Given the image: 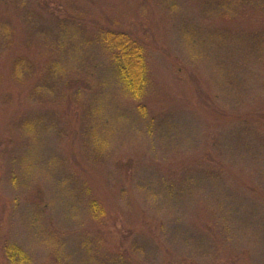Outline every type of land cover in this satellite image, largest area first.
<instances>
[{
    "label": "rangeland",
    "instance_id": "obj_1",
    "mask_svg": "<svg viewBox=\"0 0 264 264\" xmlns=\"http://www.w3.org/2000/svg\"><path fill=\"white\" fill-rule=\"evenodd\" d=\"M217 1L0 0L11 18L12 3L31 15L32 41L17 30L30 58H69L66 73L79 76L68 88L55 82L64 98L36 97L31 107L18 90L4 112L10 89L0 87V264H264V69L213 44L227 24L216 16ZM64 16L79 22L71 36L58 23ZM101 28L145 46L141 100L115 78ZM196 29L203 43L194 35L191 45ZM202 44L211 55L205 49L198 61ZM227 64L236 72L219 68ZM92 71L96 85H83ZM80 89L81 102L73 97ZM104 90L110 114L103 109L108 115L94 122L91 100ZM14 130L20 138L6 145ZM95 135L105 139L99 150L89 144ZM32 223L54 230L46 233L54 243ZM7 242L26 258L7 261Z\"/></svg>",
    "mask_w": 264,
    "mask_h": 264
},
{
    "label": "trees",
    "instance_id": "obj_2",
    "mask_svg": "<svg viewBox=\"0 0 264 264\" xmlns=\"http://www.w3.org/2000/svg\"><path fill=\"white\" fill-rule=\"evenodd\" d=\"M254 4L255 6L257 5L256 8L250 14H246V10L243 9L248 5L253 6ZM11 5L14 7L13 12L15 13L12 15L13 18L9 17L8 12H0V45L3 43L0 47V87L2 86L4 90L10 89V91L4 92L2 112L6 109L7 103H16L15 100L18 97V90H21V95L19 94V97L28 104L27 107H31L36 97H40L39 100L43 103L49 102L51 100L50 96H55L57 98L58 96H62L64 98L66 92H58L59 90H56L53 85L61 81L66 82L65 87L68 88L69 85H73L74 79L79 77L66 73V71L71 68V60L69 58L66 60H56V63H54L37 57L30 58L27 55L22 40L23 42L32 41V33L26 32L25 30V22L30 19L31 15L23 9L19 10L15 6V3ZM9 6L10 4L7 5V7ZM213 6H215V13L218 14L216 16L227 23L225 27L222 26L223 28H218L213 33V37L215 38L213 44L221 53H227L230 57H236L237 54H240L243 58H251L254 63L260 65L261 70L264 69V64L260 63L264 60V0H218L213 3ZM238 8L242 10L238 12ZM54 14L55 12L51 13V16ZM177 16H179V14ZM57 18L59 20L58 23L61 24L60 27H65L69 31L70 36V26L75 25V22L79 25L77 19L69 16ZM248 20H251V24L254 22V25L248 24ZM244 21H246V23ZM18 28L26 32L25 35L27 34V40H20L21 34L17 32ZM40 29H43V27L36 28V30ZM97 35L105 52L110 54V58L107 56V59L116 74L115 78H117L118 82L123 87L125 94L127 93L132 100H141L148 82L147 52L145 46L130 33L115 28H101ZM194 35L200 37V39H198V45L203 43L202 31L196 29V32L190 30L189 41L191 45L196 39ZM59 38L61 37H58V39ZM57 42L61 43L59 40H57ZM202 46L203 47H199V51L195 49L198 54L196 58L198 61L200 58L205 59V49H207L211 55L209 48L205 44H202ZM36 50L37 47L34 46L33 51ZM19 52H25L26 55ZM256 59L259 60L256 62ZM193 63L194 61L192 64ZM224 63L225 62H223V64ZM82 68L88 72L91 67H89L86 61ZM219 68H223L224 71L229 73H231V71L236 72V69L229 67V64L225 67L220 65ZM94 74L95 73L92 71V73L89 74L88 81L82 80L83 85L92 87L91 80H93L94 85H96ZM14 88H17V93L14 92ZM86 89H80V94L78 92L73 93V97H76V100L80 102L83 101V99L86 98ZM106 96L107 94L104 90V93L98 95L93 102L91 100L90 112H92L91 117L94 119V122H101V120H104V117L108 115L107 113L110 114V109L107 111L108 108H105L106 104H104ZM103 109H106L107 113L104 112ZM83 118L86 120L87 114H84ZM107 121L108 120H106V122ZM102 126L104 125L102 124ZM23 129L25 133L31 132L30 121L27 122ZM12 137L20 138L19 133L14 130L10 140L6 142V145L13 142L11 141ZM102 141L104 142L105 139L95 135L93 140L89 139V144L92 143L94 149L99 150V147L102 146ZM25 194H28V192L20 195V197L24 198ZM96 206V204H92L90 208L95 209ZM37 221L39 222L38 218ZM32 226L34 227V232L36 231V233L41 236V240L45 239L46 242L51 244L54 243L53 238L55 239V234L51 236L46 234L52 233L54 230L40 227L38 224L33 225V223ZM4 243L2 245H4ZM56 249H61V247L57 246ZM3 252L7 261L15 259V262H20L26 258V254L24 255L22 247L16 244V242H7V244L3 246Z\"/></svg>",
    "mask_w": 264,
    "mask_h": 264
}]
</instances>
